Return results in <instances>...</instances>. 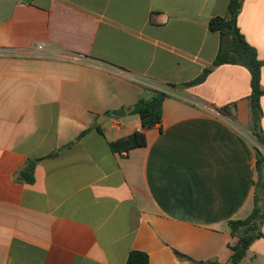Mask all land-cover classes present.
<instances>
[{"label": "crops", "instance_id": "0c3cea01", "mask_svg": "<svg viewBox=\"0 0 264 264\" xmlns=\"http://www.w3.org/2000/svg\"><path fill=\"white\" fill-rule=\"evenodd\" d=\"M229 1L0 0V264L230 260L229 223L252 214L259 181L250 72L225 64L169 87L213 64L210 22ZM238 27L264 62V0H244ZM146 91L169 95L161 125L113 153L142 129L128 108ZM240 264H264V237Z\"/></svg>", "mask_w": 264, "mask_h": 264}, {"label": "trees", "instance_id": "16d2710c", "mask_svg": "<svg viewBox=\"0 0 264 264\" xmlns=\"http://www.w3.org/2000/svg\"><path fill=\"white\" fill-rule=\"evenodd\" d=\"M243 4L244 0H230L227 15L225 17H215L211 20L210 29L219 33L221 37V46L213 64L205 69L194 81L183 85L170 84L169 87L183 90L202 84L214 69L221 65L232 64L245 66L251 75L250 108L252 121L250 131L257 142L260 145H264V136L261 130L263 116L261 98L264 96V88L262 87L261 80L264 62L259 60L256 49L246 41L238 27V16L243 8ZM168 96L167 93L162 91L144 92L140 99L128 108L130 114H138L140 116L142 129L135 131L128 137L110 142L109 147L111 151L113 153L128 154L131 150L146 146V131L161 125L163 121V102ZM221 111L233 116L228 108H223ZM94 128L102 132L99 126L96 125ZM89 130L85 131L81 136H84ZM256 152L259 181L256 185L254 210L248 218L231 221L229 223L232 236L237 238V243L231 247L233 255L230 260L227 263L196 261L189 256L175 251L176 256L180 260L189 261L192 264H240L246 258L253 243L264 237L262 231L264 225V189H262L260 184L264 156L257 147ZM59 153L60 151H56L47 157L30 161L21 171L24 180L28 183H33L35 181L33 173L37 162L55 157ZM126 264H150V258L147 253L134 250L130 252Z\"/></svg>", "mask_w": 264, "mask_h": 264}, {"label": "water", "instance_id": "95a60500", "mask_svg": "<svg viewBox=\"0 0 264 264\" xmlns=\"http://www.w3.org/2000/svg\"><path fill=\"white\" fill-rule=\"evenodd\" d=\"M126 114V111L125 110H119V111H115L113 113L114 116H117V117H121V116H124ZM261 187L262 189H264V165H263V169L261 171Z\"/></svg>", "mask_w": 264, "mask_h": 264}, {"label": "built area", "instance_id": "2783aa9c", "mask_svg": "<svg viewBox=\"0 0 264 264\" xmlns=\"http://www.w3.org/2000/svg\"><path fill=\"white\" fill-rule=\"evenodd\" d=\"M38 49L42 51L44 49V47L42 45H40ZM64 58H66V59H73V60H80L82 57L65 55ZM257 148L261 151V153L264 156V145H260Z\"/></svg>", "mask_w": 264, "mask_h": 264}]
</instances>
